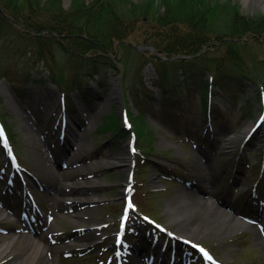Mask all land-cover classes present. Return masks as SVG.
<instances>
[{
  "label": "rangeland",
  "instance_id": "1",
  "mask_svg": "<svg viewBox=\"0 0 264 264\" xmlns=\"http://www.w3.org/2000/svg\"><path fill=\"white\" fill-rule=\"evenodd\" d=\"M232 2L239 5L243 14L264 12V0ZM69 4L70 0H62L63 7ZM154 23L153 17L137 21L126 44L115 49L113 58H122L117 63L118 70L103 71L101 80L70 69L64 56L57 53L52 74L58 76V69H62L63 79L70 89L64 95L42 62L34 69H28L35 59L29 43L12 34L6 39L10 49L21 48L17 57L11 52L5 57L0 55V111L15 132L14 153L20 166L13 169L0 150V251L5 250L0 264H37L34 255L40 253L48 257V264H147L150 260L153 264H168L171 247L175 253L174 264H180L178 259L182 252H194L178 240L180 238L203 244L228 264H264V240L260 236L263 235L261 229L264 230V203H261L264 202V169L260 172L258 167L261 142L238 146L239 139L259 110L257 79L243 76L237 83L225 81L227 87L213 88L216 95L211 96V101L220 107L209 127L200 103V88L204 82L201 74L206 76L207 71L197 70L195 82H192L191 102L184 110L187 111L185 118L177 122V128L165 126L151 114L150 108L145 127L150 128L155 137L142 134L135 141L140 153L131 149L128 138L118 140L115 135L99 131L104 117L117 112L123 101L131 118L132 115L139 117L141 112L129 88L137 76L154 90L156 107L160 103L162 95L154 84L159 83L157 68L150 62L139 68V54L145 53L146 49L155 51L145 46L151 40L149 36L155 29ZM176 28L183 30L180 25ZM209 45L201 49L200 54L215 63L212 67L225 62V70H233L229 65L234 62L222 58L228 44L211 39ZM233 46L240 64L235 67L247 73L248 66L253 71L259 66L258 72H254L264 84V45L250 36L239 39ZM21 51L26 52L22 54ZM145 56L150 57V52ZM159 56L166 58L163 54ZM18 72L23 76L32 73V78L40 80L21 86ZM164 87L181 90V71L173 80L169 79V83L166 81ZM95 92L101 98L96 100ZM62 98L72 107V113H63ZM63 115L68 116L69 127L58 136L52 127L54 124L56 128L61 126L67 119ZM138 126L136 130L140 132ZM70 127L78 129L87 148L89 156L82 161L70 162L69 155L75 151V138L69 132ZM260 129L261 125L254 132ZM150 142L155 146H149ZM63 148H71L67 154L69 158L63 156ZM138 163H142V169ZM161 165L166 167L172 179L159 170ZM11 172L13 175L23 173V178L27 176L26 172L31 173L40 187L33 185L30 178L27 186L31 196L20 182L14 180L11 188L12 183H7ZM7 186L10 187L8 191ZM253 188L257 191L256 198L251 196ZM184 190L192 198L206 200L199 203L196 212L188 211L182 201ZM127 193L141 212L161 222L174 236L154 232L130 206L127 236L132 248L123 245L121 261H117L112 254V230L117 228ZM65 196L71 200L61 199ZM20 200H29L27 209L22 208ZM22 210H28L24 220ZM233 216L253 217L259 220L258 227L251 224L232 229ZM18 220L24 227H20ZM171 241L175 243L173 246H170ZM160 253H163V259Z\"/></svg>",
  "mask_w": 264,
  "mask_h": 264
},
{
  "label": "trees",
  "instance_id": "2",
  "mask_svg": "<svg viewBox=\"0 0 264 264\" xmlns=\"http://www.w3.org/2000/svg\"><path fill=\"white\" fill-rule=\"evenodd\" d=\"M148 17L154 18L152 27L155 29L149 36L151 40L145 45H152L155 51L146 49L145 53L139 54V68L152 63L159 73L161 83L158 84L169 83V79L173 80L180 70L184 85L189 87L199 69L211 72L216 86H227L225 81L231 79L239 82L244 77L260 80L255 73L259 66L255 65V72L248 66L247 73L237 68L240 64L233 44L251 36L264 45V12L243 14L239 5L232 0H70L66 8L62 6V0H0V55L5 57L10 52L13 56L19 55L21 48L10 49V44L6 43L10 34L17 35L33 49L35 59L29 70L43 62L51 71L54 68L52 63H55L60 52L70 67L83 70L84 75H97L100 78L107 69L118 70L117 63L122 58H113L115 49L126 44L137 21ZM179 25L183 27L182 31L176 28ZM211 39L228 44L222 58L232 60L234 63L229 66L241 77H237L233 70H225V62L212 67L215 63L208 56L200 54L201 49L210 46ZM21 52L25 54L26 51ZM147 52H150V57L145 56ZM58 71L60 75L52 76L62 82V69ZM18 74L24 84L33 80L32 73L26 76L21 72ZM201 76L204 79L202 105L206 108L207 80L204 74ZM129 88L137 106L141 108L142 96L144 100L145 94L151 93V90L147 89L139 76ZM178 91L183 93L182 89ZM174 92L162 87L163 109L177 108L176 103L179 104L181 95ZM147 104L151 107L150 102ZM134 120L141 125L138 126L140 133L147 130L142 115ZM102 130L119 136L127 134L121 131L115 113L105 119Z\"/></svg>",
  "mask_w": 264,
  "mask_h": 264
},
{
  "label": "bare ground",
  "instance_id": "3",
  "mask_svg": "<svg viewBox=\"0 0 264 264\" xmlns=\"http://www.w3.org/2000/svg\"><path fill=\"white\" fill-rule=\"evenodd\" d=\"M95 99H99L101 98V95L98 93V92H95ZM98 107V110H99V105L96 104V109ZM69 132L71 133V135L75 138V141H74V150L75 151H72V154L69 155L70 158L67 156L69 150H71V148H63V156L65 158H69L70 159V162H77V161H82L84 158H87L89 155H87V148L85 147V144L82 140V136L78 134V132L76 130H74L73 128H70ZM128 154V152L126 153ZM128 157H130L128 155ZM114 160H117V158L115 157ZM129 160V159H128ZM115 164V162H114ZM128 166V165H127ZM80 172V171H78ZM77 186L81 187L82 184L81 183H76ZM65 198V200H69L70 197H62L61 199ZM181 199L184 203H186V206H187V209L188 211H192V212H196L197 210H199V203L200 202H204L206 200H204L202 197H199L198 199L197 198H192L185 190L182 191L181 193ZM208 201V200H207ZM9 215H6L5 217H8ZM19 219V218H18ZM233 219V222H232V225H231V228L232 229H235L237 227H240V226H247V224L240 218V217H237V216H233L232 217ZM18 224L20 225L21 224V221L18 220L17 221ZM20 227H22L20 225ZM24 230V229H23ZM20 236H23V234H21ZM11 239H14V236L11 235ZM262 239V237H261ZM5 251V250H4ZM3 250L0 251V258L4 252ZM37 253V252H36ZM160 255H162L163 257V254L161 253ZM34 256H36V262L37 264H48V257L46 255H42V253L40 254H35ZM35 260V258H34Z\"/></svg>",
  "mask_w": 264,
  "mask_h": 264
}]
</instances>
